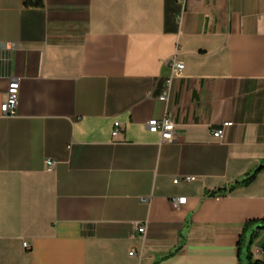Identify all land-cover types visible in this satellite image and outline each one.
Masks as SVG:
<instances>
[{"label":"crops","instance_id":"crops-1","mask_svg":"<svg viewBox=\"0 0 264 264\" xmlns=\"http://www.w3.org/2000/svg\"><path fill=\"white\" fill-rule=\"evenodd\" d=\"M12 79L0 264H238L264 218V0H0V106Z\"/></svg>","mask_w":264,"mask_h":264},{"label":"built area","instance_id":"built-area-1","mask_svg":"<svg viewBox=\"0 0 264 264\" xmlns=\"http://www.w3.org/2000/svg\"><path fill=\"white\" fill-rule=\"evenodd\" d=\"M184 1V0H180ZM171 68V75L167 77L165 80L164 86L162 88V91L160 92L158 98L162 101H166L169 98L170 90L172 81L175 77L180 76L182 73V70L184 68L183 62L176 59L175 55L169 58L167 61ZM18 96H19V81L17 79H12L7 87V97L6 100L1 104L0 110L3 116L5 117H12L16 115V109L18 105ZM231 125V122H225L221 128L216 129L213 131V136L217 138H221L223 135V129L226 126ZM146 127L147 129L152 133H159L161 142H171L173 140H176L178 138V134L176 132V124L169 112H167L162 118H151L146 121ZM120 123L114 122L112 134L115 135L120 131ZM46 164L48 168H52L55 164V161L53 160H47ZM193 179V176H186L181 179L175 178L174 182H178L180 180L183 181H190ZM185 198H179L176 201V204H182L184 203ZM145 226L143 224H140L137 226V232L138 233H144ZM24 247H28L27 242H23ZM130 255H134V251H131L129 253Z\"/></svg>","mask_w":264,"mask_h":264},{"label":"trees","instance_id":"trees-1","mask_svg":"<svg viewBox=\"0 0 264 264\" xmlns=\"http://www.w3.org/2000/svg\"><path fill=\"white\" fill-rule=\"evenodd\" d=\"M261 168H263V166H260L258 169ZM258 169L256 171H258ZM256 171L246 176L241 181L236 182L234 185L249 184L254 178ZM262 228H264V218L260 220H251L246 223L238 241V264H264V253L260 258H255L251 251L254 237Z\"/></svg>","mask_w":264,"mask_h":264}]
</instances>
